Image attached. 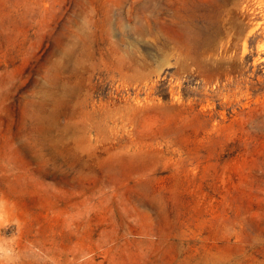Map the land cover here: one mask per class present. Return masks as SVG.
I'll return each instance as SVG.
<instances>
[{"label": "rangeland", "instance_id": "obj_1", "mask_svg": "<svg viewBox=\"0 0 264 264\" xmlns=\"http://www.w3.org/2000/svg\"><path fill=\"white\" fill-rule=\"evenodd\" d=\"M0 264H264V0H0Z\"/></svg>", "mask_w": 264, "mask_h": 264}]
</instances>
